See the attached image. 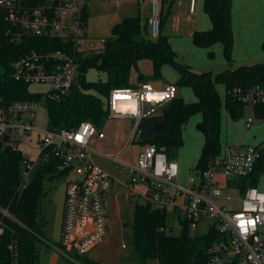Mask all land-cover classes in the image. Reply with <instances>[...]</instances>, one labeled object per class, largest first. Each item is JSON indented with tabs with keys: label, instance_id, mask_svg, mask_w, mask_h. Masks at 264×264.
<instances>
[{
	"label": "built area",
	"instance_id": "built-area-1",
	"mask_svg": "<svg viewBox=\"0 0 264 264\" xmlns=\"http://www.w3.org/2000/svg\"><path fill=\"white\" fill-rule=\"evenodd\" d=\"M148 5V15L142 24L148 28L151 37L157 38L162 32V0H139ZM84 0H53L36 6L25 5L21 0H0V6L7 10L6 19L17 27L12 39L21 41L24 35L44 37L54 36L64 39L71 50L65 48L50 50H33L13 63V76L25 83L47 85L39 99L16 100L7 106H0V141L3 147L11 150L20 149V143L31 132L43 133L41 147L36 160L24 156L20 170L21 187L31 180L33 173L41 163L48 161L50 155L57 158L58 173L67 175L65 205L60 242L51 243L41 237L59 255L69 261L77 262L75 255L90 253L100 245L109 233V211L107 195L110 193L114 177L102 169L94 160L99 153L110 158L118 168H125L128 174L127 185L141 183L146 185L141 203L153 208L166 210L172 207L181 223L188 224L189 230L197 231L202 221L208 223L205 234L215 233V240L207 249L206 264H264V212L259 200L251 199L255 190L257 196L264 190L257 185L241 190L242 179L253 174L261 157L262 146L243 143H227L221 147L218 155L209 161L205 169L196 168L185 181L180 179V166L171 158L165 145L143 142L137 160H124L121 155L130 144L139 141L145 131L141 122L153 112L161 110L177 97L178 87L175 83L156 86L152 82H142L131 87L111 88L107 96L108 117L129 119L133 128L129 143L115 154L96 150L95 143L105 137L101 127L91 121L81 122L73 129H46L37 126L38 110L45 107L48 96L65 94L75 83L78 70V56L93 47L88 37L87 22L84 15ZM196 0H191L190 11H195ZM174 28H178L174 21ZM101 43L105 38L99 39ZM151 85L154 93H167L160 102L141 100ZM115 89H129L137 100L135 113L116 112L112 104ZM235 100L244 105L264 104V82L251 86L236 85L230 90ZM148 107V108H147ZM252 118L246 126L250 127ZM82 125H91L84 142L79 143L75 136L82 132ZM175 164V170L172 165ZM221 180L225 181L221 185ZM224 186L237 189L240 196L235 200L237 206L218 203L223 198ZM256 205V211H245V202ZM7 213V211H4ZM238 213L245 217H260L255 228H249L241 234L236 219ZM161 229L168 230V226ZM171 229V228H169ZM4 226L0 225V235ZM204 234V235H205ZM15 254L14 243L8 245Z\"/></svg>",
	"mask_w": 264,
	"mask_h": 264
},
{
	"label": "trees",
	"instance_id": "trees-1",
	"mask_svg": "<svg viewBox=\"0 0 264 264\" xmlns=\"http://www.w3.org/2000/svg\"><path fill=\"white\" fill-rule=\"evenodd\" d=\"M21 1L25 5L36 6L53 0ZM232 3L233 0H204V11L209 15L212 27L209 30H196L192 35L194 44L199 47L209 48L221 42L229 65H232L234 46ZM6 14L7 10L0 6V106H7L16 100L39 99L43 95L42 92L31 91L29 83L14 78L12 66L16 60L33 50H71L67 41L54 36L24 35L21 41L13 40L12 33L18 28L9 23ZM84 15L87 22V4L84 6ZM166 16L167 14H162V32L157 38L150 36L140 15L127 16L113 25L112 34L105 38L102 51L86 57L79 54V82H75L69 92L56 93L45 99L48 128L73 129L84 121H91L101 127L109 114L107 100L103 98L107 99L111 88L131 87L152 79H162V68L168 64L179 74L176 86L191 87L196 100L188 102L177 96L158 113L143 119V129L159 119H166L169 130L157 135H149L144 131L139 142L165 145L169 156L174 158L184 143V125L192 116L201 114L196 128L203 134L204 144L196 168H207L209 161L221 150L222 106H225L234 120L239 119L243 113L245 105L234 99L230 94L231 88L264 82V61L230 66L217 72H196L188 64L179 61L169 37L163 33ZM262 48L264 50V40ZM208 55L214 57L212 51ZM145 59L152 62V72L149 74L143 73L139 68V61ZM90 68H95L105 77L94 81L86 80L85 72ZM133 71H136V80H132ZM219 84L225 86L223 99L217 88ZM253 107L256 115L264 119V104ZM23 159L21 149L3 147L0 141V225L4 226V232L0 235V264H35L40 259L38 241L43 237L39 219L40 201L44 194L42 180L46 174L58 172V161L51 154L47 162L37 167L27 185L21 187L20 170ZM263 172L264 146L255 171L242 179L241 190L257 185ZM134 220L135 259L139 264H148V260L154 257L159 264L207 263V249L215 240V233L191 235L188 224L185 223L181 235L170 234L161 229L167 226L166 210L144 203L136 205ZM11 242L15 247L14 255L8 247ZM84 264L101 262L85 256Z\"/></svg>",
	"mask_w": 264,
	"mask_h": 264
},
{
	"label": "rangeland",
	"instance_id": "rangeland-1",
	"mask_svg": "<svg viewBox=\"0 0 264 264\" xmlns=\"http://www.w3.org/2000/svg\"><path fill=\"white\" fill-rule=\"evenodd\" d=\"M88 9V21H87V34L93 41V47L90 50H86L85 57L98 53L103 50V43L100 42V38L109 37L112 34L113 25L119 21L123 15L124 3L127 0H84ZM134 1V0H131ZM136 7H137V1ZM255 4L254 12L252 13V25L251 30L244 35L238 37L233 47V61L232 64H236L241 58L246 55L256 56L255 62L264 61V50L262 48V39L264 36V23L261 19V9L264 7V0H252ZM117 3L120 6H117ZM190 0H175L172 11L166 12L167 16L163 26V33L176 42L177 49H175L185 59L187 57H194L196 62V53L198 51H204L205 48L199 47L191 40L190 33H193L195 29H199L202 26L205 15L202 10V0H197V14L195 18L198 23L188 20ZM134 4V5H135ZM257 6V9H256ZM134 12L137 13V8ZM144 20V14L141 13ZM179 16L181 20L178 22L179 28L173 27L174 16ZM261 20V22H260ZM221 45V44H219ZM220 51H216L214 48V59L209 60L211 66H219L225 62L221 48ZM198 54V53H197ZM204 54V55H205ZM179 56V61L182 62V57ZM207 57V55H206ZM140 69L149 71L151 66L150 60L139 61ZM236 66V65H234ZM103 73H99L95 68H90L85 72V79L88 81L98 80L104 78ZM177 71L174 68L167 70L166 78L169 80H176ZM132 79H136V71L132 73ZM156 79L149 80L152 82ZM48 87L44 84L32 83L30 84L31 91H44ZM222 99L225 96V89L219 90ZM193 90L189 86H179L177 96L183 97L186 101L193 100ZM103 99L106 100L104 97ZM148 108V107H147ZM159 111L153 112V114ZM201 114L192 116L183 127V140L184 143L178 153V159L182 164L188 159L191 160L189 165L192 168L183 166L181 168V181H185L187 175L195 172V165L197 159L195 158L200 145L203 144V136L201 132L196 128V123L200 120ZM248 118H252L251 126L248 128L246 123ZM264 119L256 115L255 109L252 105H245L241 117L237 120H232L228 111L222 106V130L221 141L227 136L229 142L233 140L237 143L243 144H260L264 146V131L256 130L260 124H263ZM37 126L42 132L48 129V113L45 107H41L38 110ZM104 131L105 137L98 139L95 143L97 151L108 154H115L122 150L128 143L133 128V122L129 119L110 118L108 117L101 125ZM263 130V129H262ZM259 134L257 140L253 141L252 138L255 134ZM43 133L31 132L20 143V149L23 155L29 159L36 160L39 155L41 142L40 138ZM262 134V135H260ZM141 139V136L140 138ZM142 149V143L135 141L130 144L126 151L121 155L124 160L136 161L140 150ZM94 160L102 169L109 172L114 177L113 187L110 191V195H107V206L109 211V235L105 239L104 243L98 245L90 254L96 255L98 261L105 264H139L135 259L136 244L133 234L134 225V211L138 203L142 202V194L146 192L145 185L141 183L127 185L128 174L126 169L118 168L116 164L108 157L102 154H94ZM54 175V176H53ZM67 175L58 174V172L48 173L42 180L43 196L40 201V213L39 219L42 224L43 237L49 240L51 243L60 242L61 230L63 223V213L65 205V191H66ZM221 185L225 184V181L221 180ZM259 188L264 190V172L260 175ZM240 196V192L237 189H229L224 186L223 198L218 199V203L227 206H237L239 203L235 199ZM166 223L168 226L167 232L173 235H181L184 232V225L181 223L178 215L174 212L172 207L166 209ZM171 228V229H169ZM208 231V223L202 221L198 225V230H189L191 235H204ZM38 248L40 252V259L35 264H76L75 262L68 263V259L55 254V250L50 245H47L43 240L38 241ZM78 263H84L85 255H75L76 252H71ZM148 264H159L156 257L148 260Z\"/></svg>",
	"mask_w": 264,
	"mask_h": 264
},
{
	"label": "crops",
	"instance_id": "crops-1",
	"mask_svg": "<svg viewBox=\"0 0 264 264\" xmlns=\"http://www.w3.org/2000/svg\"><path fill=\"white\" fill-rule=\"evenodd\" d=\"M256 2H257V0H255ZM136 1L134 0V1H131V0H127V2H125L124 4V10H126V12L124 11V12H122V15H123V17L121 18V19H123V18H125V17H127V16H136V15H140L141 17H142V15H141V13H143L144 14V20H143V18H142V21H145V19H146V17H147V15H148V5L147 4H144V3H141L139 0L137 1V7H136ZM175 3V0H162V7H163V13H165L166 14V12H167V10L168 11H172V7H173V4ZM135 4V5H134ZM190 5H191V0H190V3H189V7H188V11H189V16L187 17L188 18V20H190V21H192V22H194L195 24H197L198 23V20L195 18V15L197 14V0H196V5H195V11L194 12H191L190 11ZM117 6L119 7L120 6V4H118L117 3ZM134 6H135V9L137 8V13L136 12H134ZM202 7V10H203V14L205 15V17H204V21H203V24H202V26L201 27H199V29H195V31L196 30H209V29H211V27H212V22H211V19H210V17H209V15L204 11V0H202V5H201ZM254 7H255V4H253V2H252V0H233V3H232V29H233V35H234V41H236V39H238V37H239V35L240 36H242V35H244L245 37L247 36L245 33H247L248 31H250L251 30V25H252V13L254 12ZM256 9H257V6H256ZM261 19L263 18V23H264V7H262V9H261ZM120 19V20H121ZM119 20V21H120ZM181 20V18L179 17V16H174V21L177 23V25H178V28H179V24H178V22ZM118 22V21H117ZM260 22H261V20H260ZM173 24H174V22H173ZM264 26V25H263ZM194 31V32H195ZM193 32V33H194ZM193 33H190V35L189 36H191V40H192V42H193V39H192V35H193ZM89 37V36H88ZM103 38H106V37H103ZM263 40H264V36H263V39H262V42H263ZM170 41V43H171V45H172V47H173V49L175 50V49H177V46H176V42H174L172 39H170L169 40ZM219 44H221V45H219ZM234 46H235V42H234ZM233 46V47H234ZM203 48H205V47H203ZM214 48H216V51H220V49L219 48H221V50H222V53H223V44L221 43V42H217V43H215V44H213L212 46H210L209 48H205V52H206V54L204 53V51H198L197 53H196V51H195V56L197 57L196 58V62H194L195 60H194V57L192 56L191 58H189V57H187V59H185L183 56H181L176 50V53L178 54V56H181L182 57V62H184V63H186V64H188L190 67H191V69L192 70H194V71H196V72H202V71H206V70H212L213 72H217V71H219V70H221V69H223V68H228V67H230V66H232V67H236V66H239V65H241V64H251V63H254L255 61L253 60L254 59V57H256V56H252V55H246L245 54V56L243 57V58H241L236 64H232V65H229L228 63H227V61H226V59H225V57H224V59H225V62H223L221 65H219V66H215V67H213V66H211V63H210V61L208 60L207 61V59L209 58L210 60H213L214 59V57H210L209 55H208V52L209 51H212L213 53H214ZM205 54V55H204ZM215 54V53H214ZM206 55H207V57H206ZM232 55H233V51H232ZM215 56V55H214ZM223 56H224V53H223ZM145 60H147V59H145ZM142 61V60H141ZM148 61V60H147ZM234 65H236V66H234ZM170 65H168V64H166V65H164L163 66V68H162V74H163V76H164V78H162V79H156V80H154V81H152V83L154 84V85H156V86H164V85H166V84H168V83H176V80L174 81V80H169V79H167L166 78V73H167V70L168 69H170ZM139 68H140V66H139ZM172 68V67H171ZM141 70V69H140ZM142 71V70H141ZM143 73H145V74H149V73H151L152 72V62H151V66H150V68H149V71H146V70H143L142 71ZM177 76L178 77H176V79H178L179 78V74H178V72H177ZM133 80V79H132ZM134 80H136V79H134ZM179 88V87H178ZM217 88H218V90H221V88L222 89H225V86L223 85V84H219V85H217ZM193 94H194V92H193ZM221 94V93H220ZM193 100H191V101H194V100H196V96H195V94L193 95ZM222 97V96H221ZM186 101V100H185ZM188 102H190V101H188ZM225 107V106H224ZM226 109V108H225ZM227 110V109H226ZM160 111V110H159ZM229 113V112H228ZM229 116H230V114H229ZM201 117H202V115H201ZM231 117V116H230ZM201 119V118H200ZM232 119V118H231ZM249 119V118H248ZM232 120H234V119H232ZM199 121V120H198ZM245 123H247V122H245ZM249 128V127H248ZM263 129V130H262ZM221 130H222V109H221ZM256 130H260V132H262V131H264V122H263V124H260L258 127H256ZM262 133H264V132H262ZM202 134V133H201ZM258 133L257 134H255L254 136H253V138H252V140L253 141H255V140H257V137H258ZM260 135H262V134H260ZM202 136H203V134H202ZM221 138H222V136H221V131H220V143H221V147L223 146V145H225V144H227V143H237V141H235V140H233V142H229V140H228V137L226 136L225 138H224V141H221ZM203 144H204V136H203ZM203 144H201L200 145V148H199V150H198V152H197V154H196V156H195V158L197 159V162H198V159H199V156H200V153H201V149H202V146H203ZM250 145H258V146H260V144L258 143V144H250ZM181 149V148H180ZM180 149H179V151H180ZM179 151H178V153H179ZM175 159H177L178 160V162H179V166H180V179H181V172L183 173V171H182V169L181 168H184L185 166H187V168H192L190 165H189V163H191L190 161L191 160H187V161H184V164H182V167H181V162L179 161V159H178V154H177V156H175L174 157ZM184 166V167H183ZM196 166H197V164L195 165V167H194V169H196ZM185 169V168H184ZM187 177H188V175H187ZM187 179V178H186ZM260 179V178H259ZM258 183H259V181H258ZM258 183H257V186H258ZM144 185V184H143ZM145 187H146V185H145ZM259 187V186H258ZM147 188V187H146ZM263 190V189H262ZM108 195H110V193L108 194ZM108 235H109V233H108ZM108 237V236H107ZM106 237V238H107ZM105 241V240H104ZM104 241L101 243V244H103L104 243ZM100 244V245H101ZM99 245V246H100ZM98 247V246H97ZM96 247V248H97ZM55 254L57 255V256H59V254L57 253V252H55ZM89 257L91 258V259H95V260H97V258H96V255H89ZM72 261H69L68 260V263H71ZM76 264H82V263H78V262H75ZM84 264V263H83ZM101 264H105V263H103V262H101Z\"/></svg>",
	"mask_w": 264,
	"mask_h": 264
},
{
	"label": "clouds",
	"instance_id": "clouds-1",
	"mask_svg": "<svg viewBox=\"0 0 264 264\" xmlns=\"http://www.w3.org/2000/svg\"><path fill=\"white\" fill-rule=\"evenodd\" d=\"M194 2L195 0H193V3ZM145 88L147 91L139 97L141 100H146L148 102H160L163 101L167 96V93H154L151 90V85H145ZM130 92L131 90L129 89H115L113 91L112 104L116 112L135 113L137 111V100L134 98L133 94H130ZM90 128L91 125H82V132L75 136V140L79 143H83L84 137L86 134H88ZM171 167L173 170H175L176 165L173 164ZM250 198L253 200H259L262 205L260 207V211L264 212V194L257 196L255 190H253ZM245 211H256V205L249 204L246 201ZM236 219L238 221V227L241 230V234H246L250 227L253 229L255 228L257 222L260 220V217H245L243 213H238Z\"/></svg>",
	"mask_w": 264,
	"mask_h": 264
},
{
	"label": "water",
	"instance_id": "water-1",
	"mask_svg": "<svg viewBox=\"0 0 264 264\" xmlns=\"http://www.w3.org/2000/svg\"><path fill=\"white\" fill-rule=\"evenodd\" d=\"M81 73L79 70L75 72V82H79ZM169 130V125L166 119H159L153 123L150 127L145 129V132L149 135L165 134Z\"/></svg>",
	"mask_w": 264,
	"mask_h": 264
}]
</instances>
